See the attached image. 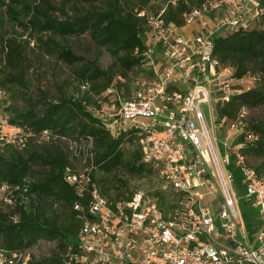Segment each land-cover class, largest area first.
I'll use <instances>...</instances> for the list:
<instances>
[{
    "label": "built area",
    "instance_id": "1",
    "mask_svg": "<svg viewBox=\"0 0 264 264\" xmlns=\"http://www.w3.org/2000/svg\"><path fill=\"white\" fill-rule=\"evenodd\" d=\"M178 1H165L158 13L136 9L148 25L143 75L135 80L130 98L110 87L109 101L99 111L115 134L123 127L135 129L143 160L162 187L178 197L169 210L141 189L127 199L109 198L94 181L93 137H62L71 160L63 178L74 188V207L82 218L77 246L69 248L65 264H264V177L249 165L245 143L236 141L247 131L249 108L242 105L233 117L217 121L227 129L219 140L224 152L219 146L218 151L226 169L234 160L244 175L240 197L261 219L254 233L242 223L239 197L230 187L233 173L227 169L226 176L200 108L201 102L212 100L216 107L224 105L245 89L244 78H237L215 54V41L222 33L249 29L264 14V0H203L184 13L182 26L163 16ZM48 135L45 131L40 140ZM32 136L0 115V148H24ZM30 198L28 183L0 181V212L12 213ZM11 218L18 221L19 214ZM32 257L31 251L9 253L0 245V264H30Z\"/></svg>",
    "mask_w": 264,
    "mask_h": 264
},
{
    "label": "trees",
    "instance_id": "2",
    "mask_svg": "<svg viewBox=\"0 0 264 264\" xmlns=\"http://www.w3.org/2000/svg\"><path fill=\"white\" fill-rule=\"evenodd\" d=\"M59 1L61 4L55 0H0V23L9 20L24 30L21 37L6 35L0 30V87L5 94L8 84L26 87L27 47L32 39L38 46H44L47 53H56L59 59L74 67L80 80L75 94H68L63 84L59 86L60 95L57 98L39 89V99H30L24 108L13 105L11 114L4 110L7 106L3 103L4 98L8 99L6 95L0 104L3 118L33 134L24 148L11 144L0 148V181L26 182L31 195L28 203L12 212L19 214L18 221L11 218L12 213L0 212V245L12 253L31 251L41 239L58 241V249L53 256L41 259L33 256L30 264H65L69 248H76L78 243L82 218L80 211L74 207L78 199L74 188L63 178L71 160L62 137H93L98 165L94 181L101 192L111 199H127L134 191L130 189L128 180L119 178L116 181L128 192L127 195L121 194L122 188L110 179L111 174L121 170L134 175L154 172L151 165L143 160V150L135 129L123 127L115 134L99 111L109 101L106 91L110 87H115L125 99L132 97L138 77L131 79L130 72L143 71L145 57L142 52L149 44L148 25L147 18L138 16L136 9L145 8L158 13L167 0ZM202 2L179 0L177 5L169 4L163 16L167 21L182 26L185 24L184 13ZM81 3L88 6H75ZM66 6L71 7V11ZM86 33H91L98 48L110 52L114 58L111 66L103 68L99 56L90 58L78 54L68 43L69 37ZM26 34L29 39L24 38ZM137 47L141 53L135 52ZM215 54L224 65L234 69L237 78L252 77L255 80L253 87L245 88L230 102L218 105L217 114L220 121L223 117H233L242 105L249 108L247 131L236 141L245 143L243 153L247 155L249 165L264 177V117L252 119L250 116L251 108L264 105V14L249 29L217 35ZM117 65L121 73H118ZM87 84L89 89L84 90L83 85ZM45 131L49 135L41 141ZM252 133L258 135L256 140L249 138ZM127 140H135L139 144L129 155L123 148ZM218 146L223 153L220 144ZM227 169L233 173V184L238 195L241 194L244 192L241 169L234 160ZM112 188L119 190L116 196L111 193ZM152 194L158 197V203L164 209H168L172 200L178 197L177 193H168L167 196L159 190ZM172 196L175 198L172 199ZM54 204L59 205L62 211L49 214ZM239 209L245 228L251 233L256 232L261 226L258 211L243 197L239 198Z\"/></svg>",
    "mask_w": 264,
    "mask_h": 264
},
{
    "label": "rangeland",
    "instance_id": "3",
    "mask_svg": "<svg viewBox=\"0 0 264 264\" xmlns=\"http://www.w3.org/2000/svg\"><path fill=\"white\" fill-rule=\"evenodd\" d=\"M57 3L61 4V1L55 0ZM137 1V0H135ZM99 4L100 2H95ZM158 3V2H157ZM140 4V3H139ZM88 6L86 3L76 4L75 6ZM159 5V4H158ZM157 5V6H158ZM66 9L71 11V7L66 6ZM153 10H156L155 8ZM6 14L4 13V16ZM191 28V26H189ZM187 27L185 31H189ZM0 30L2 33H6V35L17 36L19 37L21 33L24 32L23 28L19 25L12 23L9 20L3 21L0 23ZM190 32V31H189ZM21 37V36H20ZM24 38H30L28 34L24 35ZM68 43L72 46V48L78 53L86 55L90 58H94L95 56H99V63L103 68H107L114 63V58L105 48H98L96 43L91 37V33H86L82 36H72L68 38ZM1 57V55H0ZM27 68L25 74L26 87L17 86L16 84H8L7 85V93L5 94L4 89L2 88V92H0V104L3 102V98L6 95L8 99L4 98V102L7 106L4 108L7 113H13V105L18 106L19 108H24L27 106L30 99L37 100L40 98L39 89L45 90L50 94L49 96L52 98H57L60 95L59 86L64 85V90L68 94H75L79 89V78L76 73V69L70 65H67L61 59L58 58L56 53H47V50L44 46H38L36 42L32 39L29 46L27 47ZM118 73H121L120 67L117 65ZM143 72L132 70L130 72L131 79L133 77H141ZM131 83V82H130ZM133 85V82L131 83ZM243 85L245 88L253 87L255 85V80L252 77H247L243 79ZM10 87L11 89H9ZM84 90H88L89 88H83ZM9 107V109H8ZM200 108L205 116L206 124L210 130L214 138V143L217 149V153L219 155L223 170L227 176V169L225 164L222 162V156L218 151V145L220 144L219 140L224 139V135L227 132L225 127L219 126L217 124L218 114L217 107L214 101L209 102H201ZM250 116L252 119L264 117V105L256 108H251ZM137 141L127 140L123 148L126 152V155L133 152L138 147ZM212 168L215 169L214 162L211 163ZM110 179L114 181L115 185H120L116 179H123L124 181L128 180L131 190L141 189L145 191L151 198L158 199L156 195L152 194L156 191H163L167 196L168 193H172L168 189H164L162 187V183L157 174L154 172H145L142 175H134L129 172H124V170L117 171L114 175L111 174ZM220 187V186H219ZM232 194L237 199L236 188L234 184H230ZM121 194L127 195V189L125 186H121ZM111 193L113 196L119 193V190L116 188H112ZM242 192L239 195H243ZM172 195V194H170ZM123 196H121L122 198ZM175 198L172 196V199ZM240 198V197H239ZM239 198L237 199V206L239 207ZM213 205V204H212ZM56 211H62V209L54 204V207L50 209L49 214H53ZM63 218L61 217L60 220ZM58 249V241L57 240H49V239H41L35 246L31 248V252L34 257L41 259L45 257H51Z\"/></svg>",
    "mask_w": 264,
    "mask_h": 264
}]
</instances>
